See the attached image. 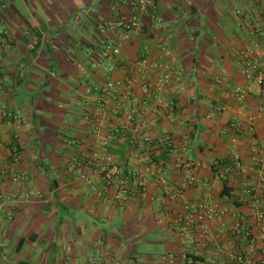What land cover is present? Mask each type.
Listing matches in <instances>:
<instances>
[{"label":"crops","instance_id":"0c3cea01","mask_svg":"<svg viewBox=\"0 0 264 264\" xmlns=\"http://www.w3.org/2000/svg\"><path fill=\"white\" fill-rule=\"evenodd\" d=\"M115 1L121 0H5L0 10V168L10 167L15 153L13 170L26 174L20 183L0 175V264H232L236 253L264 264V223L242 192L252 186L264 212V166L257 173L254 161L255 151L264 154V98L240 73L244 51L264 70V0H157L135 16L114 78L128 64L152 59L158 43L180 71L161 104L148 105L150 135L169 138L173 150H155L148 163L139 159L141 147L108 139L119 118L111 104L99 117L83 96L87 80L101 76L90 66V51L118 36L111 30ZM121 15L132 18L125 9ZM235 88H247L241 100L231 95ZM133 91L138 98L137 84ZM235 120L242 122L238 130L230 126ZM102 139L110 161L136 172L132 195L121 202L110 191L104 200L97 195V167L82 165L91 185L67 170L91 154L100 165ZM232 151L243 172L225 171ZM183 161L200 181L184 189V200L224 210L209 221L208 239L195 227L179 231L180 201L160 203L165 190L156 171L170 167L166 183L175 186L173 164ZM236 222L249 239L233 231Z\"/></svg>","mask_w":264,"mask_h":264},{"label":"built area","instance_id":"2783aa9c","mask_svg":"<svg viewBox=\"0 0 264 264\" xmlns=\"http://www.w3.org/2000/svg\"><path fill=\"white\" fill-rule=\"evenodd\" d=\"M5 0H0V10H3ZM157 0H121L115 1L112 5L114 12V21L111 24V30L118 32V36L113 40H106L90 51V66L95 71H100V77H91L87 80L83 87V96L86 98V107L89 101L93 102L97 115L101 117L108 106L111 104V113L117 115L118 121L108 134V139L115 136L127 140L128 145L132 149L142 148L140 161L148 163L151 161L153 152L160 150L167 155L173 150L172 141L165 137L156 139L150 135L148 128L153 125V121L148 116L150 103L160 105L162 102L161 94L166 88H170L177 83L180 71L176 68L174 61L168 57L165 44L158 43L154 46V57L152 59H140L128 64L124 69L123 76L120 80L114 78V74L118 69L117 63L120 56V43L127 41L137 26L136 15L147 8H153ZM121 9L127 10L132 18L125 20L121 15ZM264 20V14H263ZM101 31L104 30L100 28ZM242 65L240 73L247 82H253L260 90L261 98H264V70L247 55L246 51L242 52ZM137 84L139 97L136 98L133 85ZM246 89L235 88L231 91V95L236 100H241ZM93 97V100L90 98ZM216 113L220 112V108L214 109ZM11 116V115H10ZM13 119L16 116H11ZM234 130L242 127L240 120L230 123ZM253 120L248 119L246 129L251 131ZM100 131L94 128L92 133L95 135ZM74 148H79L77 142H70ZM106 139L100 141V165L96 162V154H91L81 162L70 163L67 167L69 172L75 174L76 178L85 184L91 185L90 180L84 175L82 165L97 167L102 191H97V195L104 200L105 192L110 191L113 198L118 202L128 199L132 195L129 187V181L136 179V172L132 170H123L118 164L110 161L106 157L105 147ZM253 144L252 149L256 148ZM255 162L259 166L256 170L260 173L261 167L264 166V154L256 152ZM19 158L17 154H13L10 159V167L3 170L0 168V175L6 173L10 176V181L20 183L26 179L24 172H15L13 166L18 164ZM229 165H225V171L243 172L240 158L236 151L230 154ZM173 168L178 173V182L175 186H169L166 183V172L170 171V167L161 166L154 175V180L165 190V196L161 200V204L166 201H180L181 213L176 219L179 225V231L186 232L189 228L195 227L197 235L200 238H209V221L219 219L224 210H220L215 205L208 202L190 203L184 200V189L189 186L198 185L200 183L195 166L188 162H179L173 164ZM259 185L264 189V176L260 177ZM137 186L143 188V182H137ZM243 195L247 199L248 205L254 210L255 218L264 223V212L257 208L258 200L254 196V188L249 184L243 185ZM233 231L241 234L245 239H249V233L240 226L239 222L233 225ZM264 239V231L262 233ZM5 261L4 257L0 259ZM113 264H119L114 262ZM232 264H255L245 253H236L233 257Z\"/></svg>","mask_w":264,"mask_h":264}]
</instances>
